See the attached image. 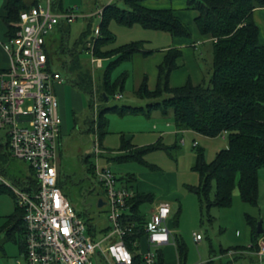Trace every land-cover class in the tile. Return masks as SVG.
I'll return each instance as SVG.
<instances>
[{
  "label": "trees",
  "instance_id": "obj_1",
  "mask_svg": "<svg viewBox=\"0 0 264 264\" xmlns=\"http://www.w3.org/2000/svg\"><path fill=\"white\" fill-rule=\"evenodd\" d=\"M146 0H124L121 7L116 0L103 6L102 19L99 25L100 34L94 42V55L98 58L115 56L107 69L101 74L102 83L96 86L93 75L80 57L82 51L88 50L87 42L92 32L91 22L75 48L67 45L72 22L61 20L55 31L47 36L45 51L48 66L53 67L57 60L67 82L78 91L89 97V108L93 113V97L98 89L99 99L103 103L98 108L97 119L94 114L89 118V130L96 132L99 142L109 133L108 114H143L151 116L156 110L168 116L173 113L178 130H194L209 137H217L227 132L228 147L216 153L215 158L208 162L202 149H199L193 169L200 174V183L193 187L207 208L212 206L227 207L233 202L235 188L239 189L241 199L249 204L258 205L260 197V170L264 168V45L259 43L260 27L253 17L256 8L264 7V0H187L189 8L197 12L196 25L203 35H211L212 41V74L209 81L194 84L188 80L184 85L172 87L170 76L177 69L178 58L182 55L179 48L171 47L166 51L163 61L158 65L157 83L154 89L148 85V76L144 75L136 93L141 98L153 100L146 106L106 105V101L124 90L126 74L120 79L112 80L113 68L123 60H131L136 53L145 56L153 50L143 49V40L132 41L113 49L103 46L114 40L115 35L110 29V22L116 20L124 25L140 24L146 29L165 31L175 37L191 36L189 28L170 8H150L144 5ZM44 0H7L3 21L7 26L5 35H13V26L20 18L22 10L30 9ZM52 8L63 11V0H51ZM94 15L89 16V19ZM56 32V35H55ZM100 68H103L100 67ZM96 128H95V127ZM159 145L141 147L131 139L122 138L119 151L108 156V161L128 162L144 161L145 154ZM9 139L0 141V176L5 175L7 164L12 159ZM89 156L85 157L88 162ZM150 168H154L151 166ZM89 170L93 167L89 166ZM26 178H15L12 185L33 192L38 188V180L30 168ZM126 180H136L134 174L124 176ZM123 177L119 178L121 180ZM6 180V179H5ZM59 182V180H58ZM215 183V198L210 199L209 193ZM61 186V183L59 182ZM62 187V186H61ZM12 194L15 198V210L6 216L3 229L7 240L19 241L20 251L25 252L24 209L17 204L16 196L11 187L0 180V195ZM68 197L69 195L64 192ZM156 196L152 192H141L128 200L130 214L128 218L141 229L147 222V216L141 207L145 203H154ZM79 215L83 212L72 203ZM181 212L178 210L177 215ZM178 216L175 224L178 225ZM252 230L251 249L257 248L261 234L257 232L258 219L247 214ZM89 231L97 233L94 225L87 219ZM263 227V226H262ZM108 229L104 228L102 232ZM264 231V229H263ZM143 229L136 237H141ZM176 246L179 264H186L187 248L182 237L172 233ZM129 248L136 252L131 242ZM0 250L5 253L3 244ZM231 249H223L227 253ZM158 251V264H164L161 250ZM135 264H142V256L134 254ZM211 260L207 264H214Z\"/></svg>",
  "mask_w": 264,
  "mask_h": 264
},
{
  "label": "rangeland",
  "instance_id": "obj_2",
  "mask_svg": "<svg viewBox=\"0 0 264 264\" xmlns=\"http://www.w3.org/2000/svg\"><path fill=\"white\" fill-rule=\"evenodd\" d=\"M68 11L74 8L80 16L72 22L67 45L75 48L83 33L88 30L91 22L92 32L89 37H95V28L100 25L102 16L95 13L100 7L105 6L110 0H64ZM121 7H125L124 0H116ZM0 0V10L2 9ZM94 18L89 19V16ZM0 23L5 27V22L0 16ZM110 29L115 38L112 42L103 46V49H113L132 41L143 40L144 50H156L162 41L154 36L157 30L145 29L140 24L133 26L124 25L116 20L110 22ZM154 33V34H153ZM168 34V33H162ZM56 35V32H55ZM169 35V34H168ZM95 38L89 41L94 42ZM152 40V41H150ZM88 46V42H87ZM196 55L206 73L205 81H209L212 74V43L197 44ZM84 64L91 69L96 77V86L102 83L101 74L115 56L103 58V68L92 63V54L88 51L80 53ZM53 68L62 70L59 62L53 63ZM154 66L148 63L144 56L136 53L131 60H123L112 71V80L120 79L127 75L121 98L112 97L106 101V105H136L146 106L153 100L141 98L136 91L142 83L145 72L152 75ZM148 75V74H147ZM65 81L70 89L74 88L70 82ZM78 91V90H77ZM80 92V91H78ZM82 94L81 110H75L71 105L69 118L64 123L60 138L57 166L59 182L62 189L69 195L71 203L83 212L85 218L97 230L96 239H100L104 228L109 227V206L107 193L101 183L98 182L96 172L89 170V166H109L121 178L123 183L135 189L145 188L146 192H153L156 202L168 201L172 212L169 218V226L172 233L180 235L186 244V264L205 263L213 260L214 264H261L258 255L250 248L252 244V230L248 223L247 214L264 221V173L260 177V197L258 205L244 202L236 187L233 193L231 206L207 208L199 194L193 187L200 183V174L193 169L195 158L199 149L205 154L206 161H212L216 153L228 147L227 134L217 137H209L194 130H178L173 113L168 116L156 110L151 116L143 114H108L109 133L99 142L96 132L89 130L88 120L92 116L89 108V97ZM95 96L99 101V107L103 104L99 99L98 89ZM60 112V108H59ZM95 127V126H94ZM96 128V127H95ZM179 131V132H178ZM131 139L134 144L141 147L159 145V148L150 149L144 156V161L116 162L108 161V156L115 155L122 146V138ZM7 130L0 128V141H6ZM89 156L88 162L85 157ZM154 166V168H150ZM264 170L262 168L260 172ZM28 162L12 157L7 164L4 179L12 185L15 178H26L30 175ZM134 174L136 180H126L124 176ZM0 180L2 178L0 177ZM210 199L215 198V183L209 193ZM99 199L105 203L98 205ZM153 203H145L141 209L149 219V209ZM15 208V198L12 194L0 195V244L4 245L5 253L0 250V264H17V260L24 263V255L20 251L19 241L7 240L3 229L6 223V215L12 214ZM181 208L179 216L178 210ZM178 216V225L175 221ZM264 227V224H263ZM201 234L202 240H196L195 234ZM173 240V235L172 239ZM157 250L155 246H149L147 242L141 243V251L147 249ZM223 249H235L239 252L221 256ZM250 250V251H249ZM242 251V252H241ZM264 264V261H263Z\"/></svg>",
  "mask_w": 264,
  "mask_h": 264
},
{
  "label": "built area",
  "instance_id": "obj_3",
  "mask_svg": "<svg viewBox=\"0 0 264 264\" xmlns=\"http://www.w3.org/2000/svg\"><path fill=\"white\" fill-rule=\"evenodd\" d=\"M103 8L95 15L102 16ZM79 16L74 8L56 11L51 0H44L20 12L19 20L13 23L16 29L13 35L0 36V44L10 58L9 66L0 70V128L7 130L13 157L28 162L38 180L37 190L29 192L9 185L0 176L24 209V263L17 260V264H135L136 252L142 256V264H158L157 250L172 239L168 225L172 208L168 201L154 202L149 219L140 229L128 218V200L138 189L119 181L111 167L94 165L97 180L107 193L110 219L108 229L96 239L97 233L89 231L85 216L77 213L58 182L62 117L54 85L65 79L60 71L48 66L45 43L59 21L74 22ZM95 34L96 39L99 26ZM94 42H88V51L92 63L102 67L103 58L94 55ZM95 94L93 114L97 119L99 101ZM225 134L226 131L222 133ZM142 229L141 237H136ZM142 239L157 250L141 251ZM195 239L201 240L202 235L195 234ZM128 242L136 247V252L129 248ZM253 250L260 260L264 259V231ZM237 252L231 249L226 254Z\"/></svg>",
  "mask_w": 264,
  "mask_h": 264
},
{
  "label": "crops",
  "instance_id": "obj_4",
  "mask_svg": "<svg viewBox=\"0 0 264 264\" xmlns=\"http://www.w3.org/2000/svg\"><path fill=\"white\" fill-rule=\"evenodd\" d=\"M6 3L7 0H2L3 7L0 10V16L2 19L6 13L5 12ZM63 3L65 5L64 0ZM144 5L150 8L173 9L175 11V14L182 20V22L189 28L191 32V36L188 38L175 37L165 31L158 32V34L153 33L156 38L162 41V44L159 45V47L156 50H154L152 54L148 56H145L142 53H140L144 56L145 60L148 63H152V65L154 66V71L152 75L150 73L145 72L146 75L148 74L147 75L148 85L150 89L155 88L157 83L158 65L163 61L166 51L171 47L179 48L182 51V55L177 60L178 63L177 69H175L170 76V85L172 87L181 86L184 85L188 80H191L194 84H200L203 81H205L206 73L204 72L201 62L197 58L196 49H197V44L205 45L207 42L212 43L213 38L211 35H203L200 33L195 22V17L197 16V12L188 7L187 0H146L144 1ZM253 17L260 27L259 43L261 45H264V7L256 8L253 12ZM6 31H7V26L5 25V27H3V24L0 23V36L4 37ZM163 32L168 33L169 35L162 34ZM9 61L10 58L8 53L4 50L3 46L0 44V70H5L9 66ZM54 91L59 100V108H60L59 113L62 117V132H63V127H64L63 124L64 123L66 124L69 118L70 106L71 105L73 106L74 108L73 112L75 114H76L75 110L77 111L78 109L81 110V108L83 107L82 94L78 92L75 88L70 89L67 85H65V81L56 83L54 85ZM262 173H264V170L260 172L259 174L260 177ZM137 189L141 192H146L144 191L145 190L144 186L140 187L139 185ZM8 215L10 214H7L6 216ZM263 224L264 221L262 222V226ZM144 241L145 239H142L141 242ZM159 250H161L163 254L164 264H179L178 254L174 243V239L169 244L161 246ZM251 250L254 251L253 249ZM222 255L224 254L222 253L221 256ZM263 261L261 262V264H263Z\"/></svg>",
  "mask_w": 264,
  "mask_h": 264
},
{
  "label": "water",
  "instance_id": "obj_5",
  "mask_svg": "<svg viewBox=\"0 0 264 264\" xmlns=\"http://www.w3.org/2000/svg\"><path fill=\"white\" fill-rule=\"evenodd\" d=\"M104 204V201L102 199H99L98 205L102 206ZM257 232L261 234L263 232V227H262V221L258 222V229Z\"/></svg>",
  "mask_w": 264,
  "mask_h": 264
}]
</instances>
